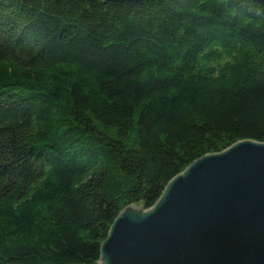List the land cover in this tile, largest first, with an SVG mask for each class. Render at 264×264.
<instances>
[{
    "label": "trees",
    "instance_id": "trees-1",
    "mask_svg": "<svg viewBox=\"0 0 264 264\" xmlns=\"http://www.w3.org/2000/svg\"><path fill=\"white\" fill-rule=\"evenodd\" d=\"M264 142V4L0 0V264H96L115 216Z\"/></svg>",
    "mask_w": 264,
    "mask_h": 264
},
{
    "label": "water",
    "instance_id": "water-1",
    "mask_svg": "<svg viewBox=\"0 0 264 264\" xmlns=\"http://www.w3.org/2000/svg\"><path fill=\"white\" fill-rule=\"evenodd\" d=\"M113 220L96 264H264V142L196 158L150 208L131 202Z\"/></svg>",
    "mask_w": 264,
    "mask_h": 264
}]
</instances>
